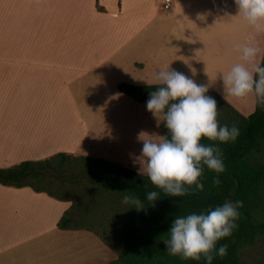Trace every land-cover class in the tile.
Returning <instances> with one entry per match:
<instances>
[{
    "label": "crops",
    "instance_id": "0c3cea01",
    "mask_svg": "<svg viewBox=\"0 0 264 264\" xmlns=\"http://www.w3.org/2000/svg\"><path fill=\"white\" fill-rule=\"evenodd\" d=\"M237 15L235 0H173L169 10L162 0H0V48H25L31 33L41 34L43 47V57H0V169L62 152L126 167L123 160H146L142 148L112 138L113 129L122 128L121 111L113 114L106 103L98 108L87 98L113 90L118 99L133 100L119 84L160 85L155 74L162 68L207 85V93L250 116L256 96H226L222 77L242 62L235 45L250 34L261 49L260 66L264 34ZM101 113L99 123L95 114ZM71 205L31 187L0 184V264L116 260L95 234L57 227Z\"/></svg>",
    "mask_w": 264,
    "mask_h": 264
},
{
    "label": "trees",
    "instance_id": "16d2710c",
    "mask_svg": "<svg viewBox=\"0 0 264 264\" xmlns=\"http://www.w3.org/2000/svg\"><path fill=\"white\" fill-rule=\"evenodd\" d=\"M260 66L264 67V59ZM159 86L162 85L137 86L122 82L118 89L136 102L146 104L150 93ZM206 94L218 103V123L229 128L235 125L240 130L234 142L202 138L201 143L219 147L222 152L226 170L219 174V185L213 184L217 173L205 165L200 178L203 191L190 188L186 195L173 197L153 185L147 174L141 175L132 168L108 160L63 152L44 160L23 161L0 169V184L31 187L55 199L72 202L57 227L95 234L117 254V259L107 264H207L204 259L183 260L168 254L164 241L170 238L172 222L177 216L206 213L225 202L242 201L243 207L238 209L240 217L236 221L238 227L231 236L217 242V249L222 244L228 245L227 255H216L212 264H246L244 253L256 248L259 238L264 235V219L261 217L264 215V105L259 104L256 97L255 112L244 117L218 94ZM169 135L164 122V137ZM56 183L60 187L81 189L85 198L71 196L70 190H66L65 195L53 190ZM150 191L159 193L154 205L147 200ZM89 195L97 198L91 200ZM124 195L138 198L144 208L137 209L135 205L123 203ZM93 201L105 206L116 217V227L109 237L95 226L93 213L88 210Z\"/></svg>",
    "mask_w": 264,
    "mask_h": 264
},
{
    "label": "clouds",
    "instance_id": "9594fccd",
    "mask_svg": "<svg viewBox=\"0 0 264 264\" xmlns=\"http://www.w3.org/2000/svg\"><path fill=\"white\" fill-rule=\"evenodd\" d=\"M235 4L237 16H243L253 33L264 34V0H235ZM246 40L242 45H235L242 62L223 74L224 90L226 96L238 99L255 95L258 103L264 105V67L256 63L261 49L255 43V35L250 34ZM155 79L162 86L150 93L146 108L157 118V126L163 114L170 135L158 141L144 139L145 133L139 135L140 158L146 159V167L143 165L140 174L146 173L153 185L173 197L186 195L190 188L203 191L200 178L205 165L217 173L213 184L219 185V174L226 170L222 152L219 147L201 143L202 138L234 142L240 130L235 125L229 128L218 123L217 101L206 94L207 85L197 84L169 67L160 69ZM158 196L157 191H150L147 200L154 205ZM123 203L144 208L143 203L131 195H124ZM242 207V201L225 202L206 213L177 216L169 231L170 238L164 241L168 254L183 260L204 259L207 264H212L216 255L226 256L228 245L222 244L217 249V242L231 236L238 227V209Z\"/></svg>",
    "mask_w": 264,
    "mask_h": 264
},
{
    "label": "rangeland",
    "instance_id": "374dc122",
    "mask_svg": "<svg viewBox=\"0 0 264 264\" xmlns=\"http://www.w3.org/2000/svg\"><path fill=\"white\" fill-rule=\"evenodd\" d=\"M104 0H101L103 3ZM101 4L100 2H97ZM109 2H105V4H109ZM2 34H0L1 37ZM43 35V34H42ZM41 34L40 33H31L28 35V39H26L27 43L26 47L24 48L21 44V47H15L10 49H2L0 48V57H43V47H39L41 43L39 42ZM7 37V36H5ZM17 37V36H16ZM15 37V38H16ZM9 39V38H8ZM7 39V40H8ZM17 39H20L17 38ZM9 41V40H8ZM129 83V82H128ZM96 91V90H95ZM115 91L113 90H106L100 91L97 93H103L100 96H93L87 98L91 104H98V108L102 107L104 103L107 104L108 108L112 110V113L115 114L116 110L118 112L121 111V115L117 114V122L122 124V128L118 130L112 131V138L119 139L124 141H129L132 143V146L135 151H140L142 148V141L138 139L141 133H145L143 138L147 139V136L150 135L151 138L155 140L161 139L164 137V122H163V114H161L160 119L161 122L159 126H157L156 117L152 115V113L145 112L142 108L138 105L136 106L133 100L120 98L118 99L114 94ZM38 97V96H36ZM218 107V103H217ZM145 108V107H144ZM100 116L99 123L102 122V113L95 114ZM130 158L135 159L137 158L138 154L132 152L129 154ZM264 159V157H263ZM123 163L127 164L128 167L140 172V169L143 165L146 167V160L144 161H136V160H123ZM58 186V187H57ZM53 190L59 191L66 194V190H70L71 196H76L78 198H85V193L76 187H68L63 186L60 187L57 183L52 186ZM89 199L95 200L97 197L95 195L88 196ZM88 210L93 213L95 226L103 232L104 235L110 236L109 234L115 229L116 225L114 223L115 216L114 213L106 210L105 206L92 202V204L88 207ZM107 212V213H106ZM98 217V219H96ZM261 217L264 219V215L261 214ZM104 220V221H102ZM113 225V226H111ZM243 259L246 264H264V235L259 238V243L257 244L256 248L247 250L246 253L243 255Z\"/></svg>",
    "mask_w": 264,
    "mask_h": 264
},
{
    "label": "built area",
    "instance_id": "2783aa9c",
    "mask_svg": "<svg viewBox=\"0 0 264 264\" xmlns=\"http://www.w3.org/2000/svg\"><path fill=\"white\" fill-rule=\"evenodd\" d=\"M101 3V0H97ZM173 0H162V5L164 10H169L172 6Z\"/></svg>",
    "mask_w": 264,
    "mask_h": 264
}]
</instances>
